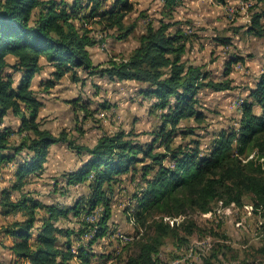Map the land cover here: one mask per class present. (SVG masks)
Instances as JSON below:
<instances>
[{"label":"trees","instance_id":"16d2710c","mask_svg":"<svg viewBox=\"0 0 264 264\" xmlns=\"http://www.w3.org/2000/svg\"><path fill=\"white\" fill-rule=\"evenodd\" d=\"M132 1L0 0V172L13 163L16 178L10 189L0 191V216H22L0 229L3 239L11 241L0 243L12 255L6 264L109 262L95 251L94 244L114 235L109 224L122 175L137 180L132 218L143 228L125 244L129 254L122 264H160L166 240L173 238L184 244L185 237L205 234L190 216L211 213L218 203L224 208H243L248 200L252 211L264 219V65L248 96L241 100L238 127L215 134L207 148L201 149L193 127L181 122L202 123L198 95L232 90L229 74L243 57L230 54L225 59L223 79L216 80L205 65L184 60L190 36L182 24L162 18L144 23L138 44L128 57L94 65L89 48L98 42L90 35L88 23L96 22L103 31L113 32L115 40L124 41L137 26L136 22L125 23L134 11ZM162 1L163 16L173 19L182 0ZM255 1L264 5V0ZM248 33L264 37V7L252 15ZM214 43L228 49L232 39L215 37ZM46 66L53 69L51 78L38 85L46 91L66 75L73 82L80 81L78 72L111 82L136 83V93L152 101V111L160 120L153 139L142 144L129 133L118 131L102 135L89 147L76 144L65 131L54 135L43 129L38 121L43 103L31 85ZM71 103L89 114V102L79 99ZM254 106L260 107V114L254 112ZM10 116L18 119L17 125L6 123ZM187 137L193 138L184 141ZM176 138L183 141L177 143ZM59 144L82 159L77 169L61 175L67 188L84 185L88 190L71 206L43 203L22 193L27 177L40 174L49 148ZM14 191L21 195L13 198ZM70 217L77 220L78 229L59 224ZM262 228L264 241V224ZM210 235L216 236L213 232ZM255 254L264 264V243ZM216 260L218 253L213 252L203 263L215 264Z\"/></svg>","mask_w":264,"mask_h":264},{"label":"rangeland","instance_id":"374dc122","mask_svg":"<svg viewBox=\"0 0 264 264\" xmlns=\"http://www.w3.org/2000/svg\"><path fill=\"white\" fill-rule=\"evenodd\" d=\"M132 2L134 11L127 15L125 23L136 22L137 26L135 32L124 41L115 40L112 37L113 32L103 31L96 22L88 23L90 35L98 42L97 45L89 48L94 65L104 64L110 58L128 57L138 44L137 37L143 33L144 23L148 21L156 23L162 18L167 22L178 21L182 24V29L190 36L184 60L205 65L208 70L212 69L210 73L216 80L223 79L225 59L230 54L244 57L241 65L237 67V64H234L229 74V78L233 81L232 90L219 93L203 91L198 95L199 110L204 115L202 123L197 124L193 120L181 122L183 126L193 127L196 134L194 139L200 141L201 149H206L215 134L238 127L241 115L238 108L241 100L248 95L249 87L263 65L264 37L257 38L248 33V27L252 15L264 5H257L255 0H225L223 4H219L216 0L191 2L182 0L175 8L173 19L168 20L162 14L164 9L162 0ZM221 36L232 39L227 51L214 43L215 37ZM8 61L13 62L10 57ZM52 71L50 66H46L33 78L31 85L43 103L38 116L43 129L49 130L54 135L65 131L76 144L89 147L94 146L102 135L114 134L118 131L129 133L131 139L142 144L149 143L153 139V133L159 126L160 120L156 116L157 112L152 111V101L143 99L136 93V83L111 82L107 78L87 76L86 73L78 72L80 81L73 82L71 76L66 75L46 91L43 86H38V83L51 78ZM15 79L18 81L16 76ZM79 99L89 102L90 115L71 103ZM103 105L107 109H103ZM255 111L260 113L258 107H255ZM18 122V119L12 116L6 119V123L11 125H17ZM191 138L193 137H187L184 141H189ZM180 141L183 140L175 139L177 143ZM47 158L49 161L46 159V162L49 163H44V167L47 168H43L39 175L31 174L27 177L22 193L43 203H60L65 206H71L78 197L88 193L84 185L67 188V185L61 182L63 173L80 166L81 157L68 149L65 144H59L49 150ZM12 165L13 163H9L0 172V191L4 188L10 189L16 183ZM121 179L120 186L115 189L109 224L110 229L114 230V235L94 244L95 251L107 257L103 258L104 261L109 260L105 264H122V260L129 254L128 246L125 244L139 236V232L143 230L132 218L135 213L132 200L137 191V180L133 182L130 175H122ZM20 195L21 193L16 191L12 193L13 198H18ZM190 218L205 231V234L195 233L185 237L187 241L184 244H179V241L173 238L167 239L161 250L160 264H204L203 259L213 252L218 253L215 264H261L256 258L255 249L264 243L262 241L264 219L252 211L248 200L243 208L234 205L224 208L218 203L211 213L206 215L194 213ZM14 219H22V216L18 214L7 219L0 216V226L4 227ZM59 224L79 228V223L73 217ZM211 232L216 236H211ZM222 245L225 247L223 248ZM0 253H2L0 261L4 262L5 252Z\"/></svg>","mask_w":264,"mask_h":264},{"label":"crops","instance_id":"0c3cea01","mask_svg":"<svg viewBox=\"0 0 264 264\" xmlns=\"http://www.w3.org/2000/svg\"><path fill=\"white\" fill-rule=\"evenodd\" d=\"M192 0H189V1H187L186 0V2H191ZM183 5L185 4V3H182ZM216 45V44H215ZM137 46V45H136ZM135 46V47H136ZM224 49V48H223ZM225 50V49H224ZM228 49H226V51H227ZM239 56V55H238ZM240 57H243V56H240ZM243 60H244V57H243ZM243 62V61H242ZM245 62V61H244ZM192 64H194V63H192ZM237 64V67H239L240 65H241V62H238V63H236ZM194 65H198V64H194ZM263 65H264V62H263ZM263 65L261 66V68H260V70H259V73H258V75H257V77H256V79L254 80V82H253V84L249 87V89L250 88H252L253 86H254V84L256 83V81H257V79H258V77H259V75H260V73L262 72V68H263ZM234 67V64L232 65V68ZM209 71L211 72L212 71V69H209ZM37 76V75H36ZM231 79V78H230ZM43 80V79H42ZM232 80V79H231ZM42 82V81H41ZM40 83H38V85H39ZM248 96V95H247ZM246 96V97H247ZM255 107H258V106H254V112L256 113V111H255ZM259 109H260V107H258ZM260 112H261V109H260ZM256 114H260V113H256ZM55 145H53V146H51L50 147V149L49 150H51V148L52 147H54ZM49 154V153H48ZM47 161H49V159L47 158ZM47 164L49 163V162H46ZM47 167L45 166L44 167V169H46ZM77 168V167H76ZM75 168V169H76ZM47 172H50V170H47ZM0 229H1V226H0ZM3 237H2V235L0 234V243L1 242H3ZM10 239H6V240H4V244L5 245H8V244H10ZM3 248L1 247V244H0V252H5L4 254V256H5V259H3V261H5V263L4 264H6V263H8V262H11V259H12V255H11V253L7 250V249H3ZM5 250V251H4ZM2 253H0V255H1ZM0 264H3V262H1L0 261Z\"/></svg>","mask_w":264,"mask_h":264},{"label":"bare ground","instance_id":"6f19581e","mask_svg":"<svg viewBox=\"0 0 264 264\" xmlns=\"http://www.w3.org/2000/svg\"><path fill=\"white\" fill-rule=\"evenodd\" d=\"M241 104V103H240ZM240 107V106H239ZM238 108V107H237Z\"/></svg>","mask_w":264,"mask_h":264}]
</instances>
